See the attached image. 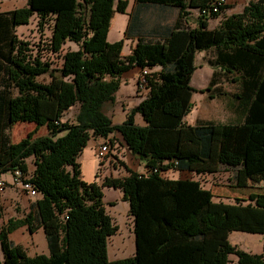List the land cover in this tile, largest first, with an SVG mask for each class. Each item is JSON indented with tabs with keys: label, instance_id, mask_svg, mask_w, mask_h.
Returning <instances> with one entry per match:
<instances>
[{
	"label": "trees",
	"instance_id": "16d2710c",
	"mask_svg": "<svg viewBox=\"0 0 264 264\" xmlns=\"http://www.w3.org/2000/svg\"><path fill=\"white\" fill-rule=\"evenodd\" d=\"M136 1L174 6L179 14L167 37L139 38L127 55L122 39H107L113 14L125 10L126 0H28L26 7L5 14L8 22L0 20L5 43L0 44V175L15 169L26 173L25 159L33 156L29 180L41 195L34 213L10 218L0 229V264H228L229 254L236 256L233 264H264V254L238 249L228 239L231 231L264 237V193H251L248 203L216 201L198 180L159 173L170 167L212 173L225 166L236 168L235 177L242 180L264 174V0L249 1L215 28H208V20L225 6L201 13L212 0ZM191 10H197L194 27L187 25ZM33 14L38 30L52 19L54 54L66 41L78 45L62 55L61 66L51 67L39 52L30 53L29 42L14 33ZM201 50H213L212 80L224 76L238 84L239 122L184 121L196 91L190 85L195 53ZM154 66L159 71L144 74L146 96L122 123L112 124L103 107L114 101L123 73ZM44 74L48 81L38 80ZM73 105V120L61 121ZM136 113L145 125L135 123ZM17 122L45 126L47 133L34 138L29 132L14 143L9 129ZM113 131L150 171L140 174L126 166L124 177L84 181L78 156L90 138H108ZM104 187L120 189L128 202L132 256L108 258L107 241L117 227L103 203ZM22 225L30 233L42 227L47 255L30 257L8 238Z\"/></svg>",
	"mask_w": 264,
	"mask_h": 264
},
{
	"label": "rangeland",
	"instance_id": "374dc122",
	"mask_svg": "<svg viewBox=\"0 0 264 264\" xmlns=\"http://www.w3.org/2000/svg\"><path fill=\"white\" fill-rule=\"evenodd\" d=\"M126 1L127 3L129 2V4L132 3V0ZM249 1L251 0H225V7L220 11V14L217 17H211L210 19L220 18L221 20L224 16L241 12ZM213 22L214 21L211 22V25H214ZM37 34H41V37L38 39L31 37L27 38V41L29 42V52L32 54H34V51L39 52L43 58H47L51 62V67L55 68L61 66L60 63H62V55L67 51L76 50L78 48V45L75 42L66 41L64 43L65 45H63L62 49L59 51V54L56 55L50 50V36H47L42 30H38V28H36V35ZM31 50L33 51L31 52ZM205 72L206 87H198L193 94V104H191L188 112L190 120H194L193 118L197 117H203L206 121L211 120L215 122H228L237 117L239 114V106L236 103L237 100L234 98L236 85H229L225 83L224 85L222 84L223 86H221V88H214L211 85L209 86L207 81L209 78L208 76L210 75V68L208 66H206ZM202 74L203 71H199L197 75L201 76ZM46 76L43 78L45 79ZM40 78L41 77H39V80ZM208 86L211 88L210 90L201 91ZM137 90V92L141 91L139 88ZM122 104L120 102H108L104 105L103 110L107 116H110L112 124L122 123L132 107V105H130V107L127 108V104ZM76 111L77 105H73L70 109L63 113L61 121L71 122ZM136 124L139 125L138 123ZM29 132H34L33 137L35 138L45 135L47 133V129L45 126H41L36 129L33 123L28 122H17L9 129V133L11 134L14 143H18L22 139L26 138ZM110 138L112 139V142L110 141ZM98 139L99 141L94 145V152L97 159L98 157L96 155V151L98 146L103 143H108L110 146V153L102 160V162L109 161L105 173L102 172L104 167L101 165L103 164L100 163V160H98L99 168L97 174L100 176V181L98 183H101L105 176L124 177L128 175V171L126 169V166L128 165H130L128 168L132 170H140L137 171L138 173L142 170L144 171V165L138 169V159L130 153L117 131H113L108 138L98 136ZM84 152L83 156L87 158V161H82L84 169L83 175L87 178L90 176V170L95 166L96 158L91 155H87L86 151ZM27 159L28 158L25 159L26 165ZM28 161V163L31 164L34 162V159L33 161ZM24 174L26 176H30L31 173L28 171V166L27 171ZM235 174L236 168L225 166H221L216 172L202 174L182 172L176 167H170L163 173L162 176L172 179L190 177L198 180L203 188L212 193L213 199L216 201L234 202L237 199L241 200L240 202L242 203H248L250 201L249 195L251 193H264V174L246 178L245 180L239 179V175L235 177ZM103 203L107 213H109L112 217V221L117 227L115 233L110 235L107 241V252L109 249L108 258L113 259L111 257L113 256L114 259H119L132 256L135 250V238L132 217L128 210V202L123 200V196L119 195L118 189L113 187H104ZM11 210L13 209L0 205V215L2 217L9 214ZM5 224V222L1 223L0 229ZM228 239L229 242L238 249L252 254H264V237L261 234L231 231ZM228 258V264H233L236 261V256L234 254H229Z\"/></svg>",
	"mask_w": 264,
	"mask_h": 264
},
{
	"label": "crops",
	"instance_id": "0c3cea01",
	"mask_svg": "<svg viewBox=\"0 0 264 264\" xmlns=\"http://www.w3.org/2000/svg\"><path fill=\"white\" fill-rule=\"evenodd\" d=\"M27 4H28V0H0V20L2 21V25L5 22H8V20L5 19L7 18L5 14L18 8H24L27 6ZM178 14H179V9L174 6L151 4V3H140L137 2L136 0H132L131 4H129V2L127 3L126 8L123 12H119V11L114 12L113 17L111 19L107 39L109 42H114L122 39L123 40L122 54L127 55L131 52L132 47L135 45L136 41L139 38L154 41V40H162L165 37H167L174 22L178 17ZM196 17H197V10H191L187 20V25H189L190 27H194L196 25V21H195ZM37 21H38L37 15L33 14L30 17L29 22L27 24L16 26L14 28V33L16 34L17 38L27 41V38L30 37L37 39L41 37V34L36 35ZM212 21H214L213 22L214 25H211ZM219 21L220 18H213L212 20L209 19L208 28L217 27ZM51 25H52V19H50L42 29L43 33H46L47 36H50L51 34L50 33ZM7 30H9V28ZM0 42H1L0 44L4 46L5 43L2 40ZM32 51L33 50H31V52ZM34 53L36 52L34 51ZM213 57H214L213 50H201L195 53V58H194L195 70L193 71L190 77V85L195 89L201 86L206 87L205 71H206V66H208L210 68V75L208 76L209 78L207 81L208 85L211 84V86H213L214 88H221V86H223L225 83L229 85H236V91L238 92L237 90L238 84L236 82H230L229 80L225 79L224 76L214 77L212 80L213 68L210 65L211 62L210 60H212ZM159 69H160L159 66H154L152 68H146L145 70L147 72H152V71H159ZM198 70L200 72L203 71V74L201 76L197 75L199 73ZM218 71L219 69H217V73ZM141 72L142 70L139 67H132L131 69L123 73L121 77V83L119 89L115 93V99L113 102H120L121 104L123 103L122 105L127 104L126 107L129 108L130 105H132V107L136 106L146 96L148 92V88L140 86L138 84V76H140ZM45 76H46L45 74L39 76L41 77L40 81H48L49 77L46 76V78L44 79L43 77ZM138 88L141 89L140 92H137ZM194 92H192L191 95V104H193ZM236 103L239 106L237 101ZM242 116H243V109L239 107L238 116L233 118L232 120L228 122H215V121L212 122L235 123V122H239L242 119ZM189 117L190 115L189 113H187L186 116L184 117V121L187 124H191V125L206 121V119L203 117L193 118L194 120H190ZM134 119L136 123H138L140 126L145 125V121L142 119L140 114L136 113L134 115ZM10 138L13 142L11 134H10ZM98 141H99L98 137L90 138L86 147L83 148L82 152L78 156V161L81 165L82 179L86 182L100 181V176L99 175L97 176L99 161L96 158L94 152V145ZM84 151H86L87 155H91L96 158L95 166L92 167V169L90 170V176L87 178L83 175L84 169H83L82 161L84 160L87 161V158L83 156L84 155L83 153H85ZM33 159H34L33 156H29L27 159L28 171L30 173L33 172L35 165L34 162H32L31 164L28 163L29 162L28 160L33 161ZM108 163L109 161L102 162L103 165L101 166L104 167L102 170L103 173H105L107 169L106 167H108ZM138 163H139L138 169L141 168L142 165H144V163L140 162L139 160ZM134 170L140 171L136 169ZM0 178L5 180L6 184L8 185L6 191L0 194V205H4L7 206V208L13 209L10 211L9 214L4 215L3 217L0 215V224L4 222L6 223L10 218L21 219L28 212L34 213L36 211L35 202L36 200L41 198L40 194L31 196L26 191L22 190L18 184H15L13 182L11 171L2 173L0 175ZM118 190H119V195L122 196V191L120 189ZM8 238L12 242L22 245L26 251V254L30 257H33L37 254L47 255L49 253L45 233L42 227H39L38 229H36V231L30 233V231L27 229V226L22 225L14 229L13 231L9 232ZM108 253H109V249L107 254ZM111 257L114 259L113 256ZM0 259H2L1 251H0Z\"/></svg>",
	"mask_w": 264,
	"mask_h": 264
},
{
	"label": "built area",
	"instance_id": "2783aa9c",
	"mask_svg": "<svg viewBox=\"0 0 264 264\" xmlns=\"http://www.w3.org/2000/svg\"><path fill=\"white\" fill-rule=\"evenodd\" d=\"M225 0H212L210 2V7L208 9H203L201 13L209 14L211 11L217 12L219 11V7L224 5ZM147 73V71L144 69L142 70L140 76L138 77L139 85L145 87V77L144 74ZM110 153V146L108 143H103L98 146V149L96 151V155L98 157V160H100V163L102 160L107 156V154ZM157 169H153L152 171H156ZM148 170L147 168L144 169L143 172H140V174H146ZM165 171H159L161 176L163 175ZM12 178L13 182L15 184H18L22 190L26 191L29 195L34 196L38 194L36 188L31 184L30 182V176H26L25 174H22V172L19 169H15L12 172ZM7 188L6 181L0 178V194H2Z\"/></svg>",
	"mask_w": 264,
	"mask_h": 264
}]
</instances>
